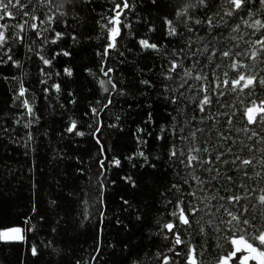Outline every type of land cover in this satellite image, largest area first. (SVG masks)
Instances as JSON below:
<instances>
[{"label": "snow or ice", "instance_id": "obj_1", "mask_svg": "<svg viewBox=\"0 0 264 264\" xmlns=\"http://www.w3.org/2000/svg\"><path fill=\"white\" fill-rule=\"evenodd\" d=\"M66 39L92 50L82 110L62 80L73 69L52 71L73 55ZM33 59L42 66L26 82ZM10 82L0 205L21 176L29 195L0 224V253L16 264H264V0H106L103 12L96 0H0ZM133 110L132 147L118 152L111 138Z\"/></svg>", "mask_w": 264, "mask_h": 264}, {"label": "trees", "instance_id": "obj_2", "mask_svg": "<svg viewBox=\"0 0 264 264\" xmlns=\"http://www.w3.org/2000/svg\"><path fill=\"white\" fill-rule=\"evenodd\" d=\"M60 0H54V3H59ZM96 6L98 12H103L106 7V0H96ZM91 28V24L89 25V29ZM60 47H64L70 50L73 55L71 57H63L59 56L53 61V68L52 71L56 72H63L64 68H72L74 72L73 78L70 80L68 77H62L64 82H67L71 85L73 89H75L79 93V101L75 106H68L69 109L75 110H82L87 103L86 97L89 95L88 91L81 87L83 82L82 72L81 69L83 65L89 64L92 61L91 56V48L87 45L85 46H77L73 44L70 40H64L59 44ZM50 47H57V46H50ZM134 62V61H133ZM148 63V61H145ZM42 65L36 59H33L30 62V73L29 76L26 77V82L28 79H31L33 82L37 79V68L41 67ZM15 71V70H12ZM125 74L130 75L129 69H124ZM14 85L10 82L8 86H5L3 83H0V111H3L5 114H8V110L6 108V103L9 99V92L8 88L13 87ZM36 85L33 84V87ZM132 103V101H128ZM37 106L40 107V115L44 117V122L52 125L53 127L59 124L61 117L59 114H53L51 110L47 112L44 111L43 101L38 100ZM120 105H118L115 109L108 112V115L105 117V121L114 116V114L120 112ZM124 108H127V103L123 105ZM142 111H146V109H142ZM122 114V113H121ZM65 115H73L72 111L67 112ZM139 117L136 115L135 110L128 116V122L125 123V132L121 135H113L111 138L110 143L114 146L115 150L118 152H124L127 149L132 147V140L128 135L129 130L133 127L132 121L138 120ZM108 134V133H106ZM91 150L95 151L92 144L89 143L84 145L81 148V151ZM13 158L19 159L20 164L24 163V157L19 153V150L12 149ZM47 169H45V174H47ZM20 183L16 186V192L14 196L10 199L5 201L2 205H0V224H11L16 221L17 216L19 213L24 211V208L27 206L28 202V181L21 176ZM45 187L47 184L45 183ZM86 239L85 237H81V240ZM88 239L87 245L85 247H91V239ZM16 253L15 251H8L5 250L3 253H0V264H16Z\"/></svg>", "mask_w": 264, "mask_h": 264}]
</instances>
